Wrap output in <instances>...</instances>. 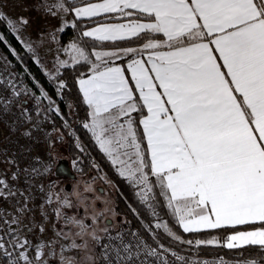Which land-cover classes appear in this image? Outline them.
Masks as SVG:
<instances>
[{"label":"snow or ice","instance_id":"1","mask_svg":"<svg viewBox=\"0 0 264 264\" xmlns=\"http://www.w3.org/2000/svg\"><path fill=\"white\" fill-rule=\"evenodd\" d=\"M45 7L88 21L63 49L73 65L88 66L78 79L89 109L83 127L152 217L142 225L151 243L138 230L113 234L110 218L100 226L103 212L86 217L92 223L65 217L79 242L72 239L61 253L78 250L83 264H198L163 243L161 234L178 245L264 250V0H56ZM19 23L28 21L21 17ZM84 38L95 42L90 51ZM131 41L139 47L120 46ZM65 87L61 81L57 94ZM54 103L47 110L61 114ZM6 187L0 179V189ZM157 195L183 233L261 227L223 240L186 239L159 215ZM70 196L62 206H73ZM12 241L14 248L28 245L16 236ZM20 257L33 264L26 251ZM61 264L77 261L61 255Z\"/></svg>","mask_w":264,"mask_h":264},{"label":"rangeland","instance_id":"2","mask_svg":"<svg viewBox=\"0 0 264 264\" xmlns=\"http://www.w3.org/2000/svg\"><path fill=\"white\" fill-rule=\"evenodd\" d=\"M55 3L56 0H0V13L6 17L0 20V22L5 23L7 28L21 41L25 49L32 53L35 63L43 71L45 76L49 77L51 81L58 82L56 73L59 71H57V69L59 68L60 70L64 68L60 66V61L69 60V66L73 65L70 53H65L63 49L67 48L74 40L66 37L63 32L66 27L74 22L75 17L71 12L63 13L57 11V13L53 15L47 10L45 4L54 5ZM21 17L28 21L27 25H21L19 23ZM9 20L13 23L10 24L8 22ZM61 28L64 30L60 31ZM53 35H55V39H52ZM129 47H139V45ZM1 51L9 57L2 49ZM12 51L16 56V52L14 50ZM16 57L20 60L18 55ZM34 82L35 84L32 86L29 97L30 100L37 98L38 100L51 103L53 100L58 99V96L53 95L49 88L38 79H34ZM45 96L50 99H44ZM55 108L59 109V105ZM72 136L75 144L81 148V143L78 137H76L73 127L66 133L55 132L52 135L48 145L50 151L48 168L46 172L41 174L32 183L33 189L38 190L40 194L38 200L39 209L48 216L47 230L43 235L40 234L38 236V244L43 249L47 264H49L50 261L55 262V264H61V255L64 257H74L76 258L77 264H83L80 259L82 252L78 250H67L61 253V247L67 248L72 239H76L77 242H79V238L73 237L70 234L77 230L76 226L67 223L65 217L85 219L86 223H92V220L86 217H94L95 213L100 212L99 209H97L99 207L95 204L96 201L100 200L101 202V212L104 214L102 217L109 216L108 213L112 211L108 208L111 209L110 206L116 207L117 203L116 187L112 180L107 177L98 166H93L86 172L83 171L84 168L78 164V160L72 157V151L69 146ZM60 160L70 163L73 172L78 175L77 179H65L56 174V164ZM74 162L76 163L74 164ZM115 167L117 168V166ZM65 182H69L71 185L67 189H64ZM96 186L102 187V193L97 191ZM73 189H75V191H73ZM69 193H71L70 199L73 205L70 208L61 205V201H63ZM88 193L94 196L90 204H87L89 200L87 196ZM81 210L84 211L85 215L79 213ZM58 212L59 215H57ZM7 213L17 221L33 222L35 220V217H31L30 220H28L27 217L24 218L20 211L13 208L7 209ZM114 215L110 217L114 219ZM159 215L161 216L160 213ZM113 222V232L120 231L122 222ZM98 223L102 226L104 220L100 219ZM93 227H96V224H93ZM61 232L68 233L69 238L65 239L64 236L60 234ZM45 245H48V247H44ZM100 249L99 245H96L93 249L97 257L100 256ZM53 252H55V255L52 254Z\"/></svg>","mask_w":264,"mask_h":264},{"label":"built area","instance_id":"3","mask_svg":"<svg viewBox=\"0 0 264 264\" xmlns=\"http://www.w3.org/2000/svg\"><path fill=\"white\" fill-rule=\"evenodd\" d=\"M25 72L26 67H17L0 49V179L7 184L6 188L0 189L3 193L0 195V237H3L0 241L3 244V248H0V264H24L20 253L25 251L33 264L45 262L44 252L37 257L36 251L40 247L38 236L47 230L48 216L39 209L40 194L33 189L32 183L48 168V145L56 132L57 114L47 110L52 102L29 99L32 84ZM17 92L20 94L15 95ZM53 101L54 107H58V99ZM10 208L17 209L28 220L31 217H35V220L17 221L7 213ZM128 230H138L149 243L152 242L142 225H133L120 231ZM13 236L19 237L20 241L27 240L26 249L14 248ZM178 251L198 264H243L252 259ZM257 261L264 264V261ZM99 264H103V261L99 260Z\"/></svg>","mask_w":264,"mask_h":264},{"label":"trees","instance_id":"4","mask_svg":"<svg viewBox=\"0 0 264 264\" xmlns=\"http://www.w3.org/2000/svg\"><path fill=\"white\" fill-rule=\"evenodd\" d=\"M69 3H71V0H69ZM74 21L78 26L76 28H71L70 26L66 27L63 34L68 38L76 40L88 21L85 20L84 22H81L78 18H74ZM89 26L92 25L89 24ZM0 34V48L14 61L17 67L20 69L26 67L25 74L32 86L35 84L34 79H38L49 88L53 95L58 96L59 110L61 114L56 115V132L66 133L68 130H71V127H73L76 137H78V140L81 143L80 148L75 144L73 136L70 139L71 142L69 146L72 151V157L78 160V164L84 168L83 171L86 172L93 166H98L114 183L116 187L117 209L123 214L124 221H127V223H122L120 230H125L133 225L151 223L152 217L150 216L148 209L140 202V198L136 194L137 190L129 181L120 175L119 171L112 164L108 156L99 148L92 134L83 127V123L88 120L89 109L83 101L78 79L88 73V66L81 63L80 65H70L66 68H61L59 72L56 73L58 82L51 81L37 66L32 53L25 49L21 41L7 28L6 24L2 22H0ZM84 43L88 45V50L90 51L91 46L95 42L89 38H84ZM137 45H139L137 41L121 42L120 44L121 47ZM12 50L16 52V56L18 55L20 60L17 59ZM116 62L124 63L123 60H116ZM61 81L66 87L60 90L59 94H57L58 85ZM81 149H83V151H81ZM157 201L158 203L156 204V207L161 216L168 220L173 228L186 239H212L215 237L223 240L233 231L261 227L259 223H256L237 226L236 229L221 228L210 229L196 234L183 233L182 229L176 226L174 219L169 214V210L165 208L163 198L157 195ZM160 239L166 244H170L173 248L181 251L198 252L208 255H222L230 258H255L264 261V250L259 246L228 249L220 244H213L195 247L178 245L162 234Z\"/></svg>","mask_w":264,"mask_h":264},{"label":"flooded vegetation","instance_id":"5","mask_svg":"<svg viewBox=\"0 0 264 264\" xmlns=\"http://www.w3.org/2000/svg\"><path fill=\"white\" fill-rule=\"evenodd\" d=\"M61 163H62V167H64L66 164L69 165V168H70V170L72 171V173H73L74 176H69V175H58V174H57V166H58L59 164H61ZM61 171H62V169H58V172H61ZM56 174H57L58 176H60V177L65 178V179H73V180H75V179L78 178L77 173L73 172L70 163H68V162H66V161H62V160L58 161V163L56 164ZM70 186H71V185L69 184V182H65V183H64V189H67V188H69ZM96 189H97V191H98L99 193H102V191H103V189H102L101 186H96ZM86 195H87V194H86ZM87 196L89 197V200L87 201V204H90V203H91V199H92L94 196H93V194H91V193H88ZM95 204H96L97 207H99V208H97V209H99V211L101 212V209H102V208H101V202H100V200L96 201ZM116 205H117V204H116ZM110 207H111V209H110V208H108V209H109L110 211H112V212L108 213L109 216H106V217L104 216V217H101L100 219H103L104 222H105V218H110L112 221H116L117 223H120L122 220L124 221V216H123V214L117 209V206H116V207H115V206H110ZM100 212H99V213H100ZM113 212H114V213H113ZM79 213H81L82 215H85L83 210L79 211ZM99 213H98V212L95 213V216L99 215ZM111 213H113V214H111ZM114 214H115V215H114ZM112 215L115 216L114 219H113V217H110V216H112ZM113 223H114V222H113ZM49 264H55V262L50 261Z\"/></svg>","mask_w":264,"mask_h":264},{"label":"water","instance_id":"6","mask_svg":"<svg viewBox=\"0 0 264 264\" xmlns=\"http://www.w3.org/2000/svg\"><path fill=\"white\" fill-rule=\"evenodd\" d=\"M58 169H62V171L61 172H58ZM57 174L58 175L74 176L73 173H72V171L69 168V165L66 164L64 167H62V163L57 166Z\"/></svg>","mask_w":264,"mask_h":264},{"label":"crops","instance_id":"7","mask_svg":"<svg viewBox=\"0 0 264 264\" xmlns=\"http://www.w3.org/2000/svg\"><path fill=\"white\" fill-rule=\"evenodd\" d=\"M116 63L123 64V63H121V62H116ZM158 90H159V89H158ZM255 229H257V228H255ZM249 230H252V229H249Z\"/></svg>","mask_w":264,"mask_h":264}]
</instances>
